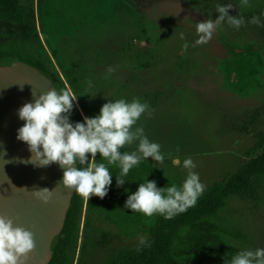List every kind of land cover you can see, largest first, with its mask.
Here are the masks:
<instances>
[{
    "label": "rangeland",
    "instance_id": "374dc122",
    "mask_svg": "<svg viewBox=\"0 0 264 264\" xmlns=\"http://www.w3.org/2000/svg\"><path fill=\"white\" fill-rule=\"evenodd\" d=\"M26 3L31 5L30 22L0 24V42L17 39L45 52L48 70L71 93L66 76L73 77L96 115L108 100L139 98L147 103L151 118L143 114L136 126L161 145L165 159L163 164L151 157L142 162L157 166L176 185L188 170L174 167L167 153L179 156L181 164L191 157L192 171L206 192L214 183L227 182L264 149V0H249L250 7L240 0ZM218 4H232L228 14L242 16L245 24L237 30L225 21L208 44L193 47L198 38L194 23L215 20ZM253 16L259 17V25L250 23ZM110 68L114 71L109 73ZM251 184V189L234 193L216 220L233 255L264 248V177L252 176ZM81 202L71 264L80 258L87 201L81 197ZM89 233L92 245L84 256L88 264H103L114 251L131 249L141 239L122 237L106 224ZM183 264L212 263L186 256Z\"/></svg>",
    "mask_w": 264,
    "mask_h": 264
},
{
    "label": "clouds",
    "instance_id": "9594fccd",
    "mask_svg": "<svg viewBox=\"0 0 264 264\" xmlns=\"http://www.w3.org/2000/svg\"><path fill=\"white\" fill-rule=\"evenodd\" d=\"M240 2L244 7L251 6L249 0ZM232 8V4H218L216 11L219 15L215 20L194 23L198 38L192 46L208 44L225 21L237 30L244 25L242 16L228 14ZM250 23L259 25V17L253 16ZM180 38L185 39L184 33H180ZM188 47L185 42L183 50L187 51ZM112 71L114 69H108L109 73ZM33 97L32 102L25 103L18 109V118L24 124L17 129L16 139L25 143L32 154L28 162L37 167L57 164L63 170L58 183L84 200L88 201L91 196L103 199L111 185L108 167L105 163L95 162L97 153L109 165L118 162V187L125 183L124 177L129 170L146 158L151 157L153 161L163 164L165 153L161 152V145L151 142L145 136L143 126H136L143 114L147 113L151 118L152 113L148 104L141 102L139 98H133L130 102L125 99L108 100L102 105L98 115L84 117L83 122L73 123L69 116L78 96L69 90L57 92L55 88H51L38 96L33 94ZM134 144V150L121 151ZM167 156L174 167L182 166L188 170L183 183L158 188L155 181L142 182L127 197L124 208L148 217L159 214L165 219H172L196 205L205 185L200 182L199 174L192 171L195 163L191 157L185 158L181 164L179 156L173 157L172 153H167ZM77 162L85 167H74ZM53 190L34 187L31 195L47 204ZM139 244L148 246L147 238L142 237ZM35 247V234L32 231L15 225L11 217L0 214V264H24ZM139 250L138 247L137 251ZM224 264H264V248L239 251L230 260H225Z\"/></svg>",
    "mask_w": 264,
    "mask_h": 264
},
{
    "label": "trees",
    "instance_id": "16d2710c",
    "mask_svg": "<svg viewBox=\"0 0 264 264\" xmlns=\"http://www.w3.org/2000/svg\"><path fill=\"white\" fill-rule=\"evenodd\" d=\"M26 1L0 0V24H28L31 20V5ZM46 57L45 52L17 39L0 42L1 64H11L14 61L27 62L50 78L57 92H60L65 89V85L57 75L48 70ZM66 79L72 93L78 96L76 100L78 107L74 102L69 116L70 121L83 122L84 118L80 110L85 117H94L96 113L89 105L85 90L73 77L66 76ZM95 162L105 163L108 167L111 185L103 199L91 196L87 201L83 237L79 247L80 258L77 264H88L84 256L92 245L89 231L100 229L103 224L113 226L122 237L129 239L146 237L148 242V246H141L138 243L131 249L116 250L103 264H183L186 256L201 257L212 264H224L225 260H230L233 256V250L223 237V234H227L219 227L216 220L235 192L251 189L252 176L264 177L263 149L246 163L243 170L233 175L227 182L214 183L198 198L194 207L172 219H165L159 214L148 217L143 213L124 208L127 197L134 193L142 182L155 181L158 188L175 184L157 166L141 162L129 170L124 177L125 183L118 187L116 184V176L120 173L118 162L109 165L99 153ZM77 167L85 166L77 162ZM81 210V197L74 192L63 228L52 242V257L48 264H71L77 244ZM138 247L139 251H137Z\"/></svg>",
    "mask_w": 264,
    "mask_h": 264
},
{
    "label": "water",
    "instance_id": "95a60500",
    "mask_svg": "<svg viewBox=\"0 0 264 264\" xmlns=\"http://www.w3.org/2000/svg\"><path fill=\"white\" fill-rule=\"evenodd\" d=\"M51 88H55L53 81L27 62L0 63V214L35 234L36 247L24 264L49 263L52 242L63 228L74 195L58 183L63 170L57 164L34 166L28 162L32 154L27 145L16 139L17 129L24 124L18 109L32 102L33 94ZM34 187L54 189L47 204L31 195Z\"/></svg>",
    "mask_w": 264,
    "mask_h": 264
}]
</instances>
